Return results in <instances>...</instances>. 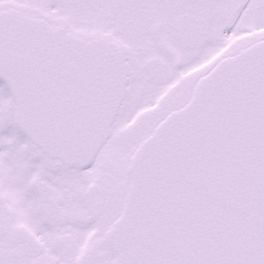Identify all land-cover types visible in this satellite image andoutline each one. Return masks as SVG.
<instances>
[{
	"label": "snow or ice",
	"instance_id": "obj_1",
	"mask_svg": "<svg viewBox=\"0 0 264 264\" xmlns=\"http://www.w3.org/2000/svg\"><path fill=\"white\" fill-rule=\"evenodd\" d=\"M0 264H264V0H0Z\"/></svg>",
	"mask_w": 264,
	"mask_h": 264
}]
</instances>
